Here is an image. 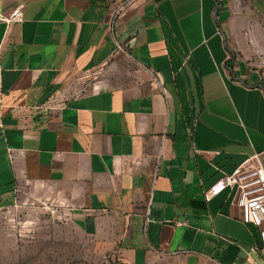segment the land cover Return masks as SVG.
Instances as JSON below:
<instances>
[{
  "label": "crops",
  "instance_id": "1",
  "mask_svg": "<svg viewBox=\"0 0 264 264\" xmlns=\"http://www.w3.org/2000/svg\"><path fill=\"white\" fill-rule=\"evenodd\" d=\"M18 5L0 21V204L17 182L51 185L125 264H264L234 191L205 197L249 156L264 171V0L0 8Z\"/></svg>",
  "mask_w": 264,
  "mask_h": 264
},
{
  "label": "rangeland",
  "instance_id": "2",
  "mask_svg": "<svg viewBox=\"0 0 264 264\" xmlns=\"http://www.w3.org/2000/svg\"><path fill=\"white\" fill-rule=\"evenodd\" d=\"M101 76L100 68L89 71L65 90H84ZM16 184L12 200L0 204V264H125L75 225L55 187Z\"/></svg>",
  "mask_w": 264,
  "mask_h": 264
},
{
  "label": "built area",
  "instance_id": "3",
  "mask_svg": "<svg viewBox=\"0 0 264 264\" xmlns=\"http://www.w3.org/2000/svg\"><path fill=\"white\" fill-rule=\"evenodd\" d=\"M2 0H0L1 3ZM124 4L120 3L111 11L114 17ZM22 12L20 6L14 7L9 13H5L0 8V21L9 22L11 19H21ZM225 186H229L234 192V198L240 210V218L244 222H251L259 229V246L264 251V171L255 155L243 159L229 173L219 177L206 191L205 197L217 192ZM242 264H254L250 257H247Z\"/></svg>",
  "mask_w": 264,
  "mask_h": 264
}]
</instances>
